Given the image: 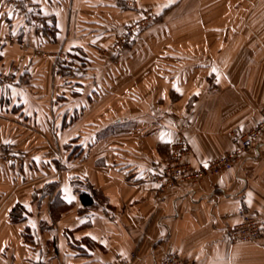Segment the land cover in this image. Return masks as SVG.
<instances>
[{
  "label": "crops",
  "instance_id": "0c3cea01",
  "mask_svg": "<svg viewBox=\"0 0 264 264\" xmlns=\"http://www.w3.org/2000/svg\"><path fill=\"white\" fill-rule=\"evenodd\" d=\"M29 1L55 30L21 31L0 0V37L27 41L0 43V71L18 67L0 79V144L22 157L0 158V264H110L132 251L130 264H159L171 250L188 264H264V157L160 199L151 178L178 139L199 167L261 118L264 0L179 1L121 53L115 35L173 0ZM239 205L260 216L258 240L230 237Z\"/></svg>",
  "mask_w": 264,
  "mask_h": 264
},
{
  "label": "built area",
  "instance_id": "2783aa9c",
  "mask_svg": "<svg viewBox=\"0 0 264 264\" xmlns=\"http://www.w3.org/2000/svg\"><path fill=\"white\" fill-rule=\"evenodd\" d=\"M8 15L19 16L23 18L21 31L25 32L31 28L35 33L51 36L55 28L46 15L39 11L36 3L29 0H6ZM156 14L150 9H144L138 19L128 23L125 28L116 34L112 49L118 50L129 43L135 35L145 29L153 22ZM16 37V38H15ZM17 42L21 48L27 46V41L22 36L17 38L13 33H7L0 37V43ZM41 54L45 52L41 51ZM59 57L66 58L63 52L58 53ZM17 64L12 63L9 71H0V79L11 80L12 73L17 71ZM78 70L76 63L71 62L68 71ZM232 146L230 149L219 154L209 162L193 167L186 156L190 152V146L184 138L178 139L170 144L169 152L164 158L154 162L151 178L158 184L157 196L161 198L163 192L173 188L181 183H196L207 176L217 174L223 170L230 169L237 165L243 155L253 153L255 156L264 157V105L261 108V118L245 131L236 129L231 132ZM0 158L21 163L22 157L9 144H0ZM239 217L238 221L230 224L229 235L235 242H250L258 240L262 235V221L260 216L252 211L246 210L242 205L237 206L235 210ZM135 252L132 251L129 257L120 258L110 264H130ZM159 264H188L177 251L171 250L162 254Z\"/></svg>",
  "mask_w": 264,
  "mask_h": 264
},
{
  "label": "rangeland",
  "instance_id": "374dc122",
  "mask_svg": "<svg viewBox=\"0 0 264 264\" xmlns=\"http://www.w3.org/2000/svg\"><path fill=\"white\" fill-rule=\"evenodd\" d=\"M184 2V3H188V0H173V1H170V3H168L166 6H165V8H162V10L160 11V10H155V9H153L152 7H151V9L150 10H152L153 12H155V14H156V17H155V19L153 20V22H151V24H153V23H155V22H160V21H163V20H166V19H172V17H173V13H174V10L178 7V2ZM132 5H134V2H132ZM147 9V8H146ZM144 10V9H143ZM142 12V11H141ZM140 15H141V13H140ZM140 17V16H139ZM138 17V18H139ZM137 18V19H138ZM133 22V21H132ZM131 23V22H130ZM128 24V23H127ZM126 24V25H127ZM150 24V25H151ZM125 25V26H126ZM149 25V26H150ZM125 26H124V28H125ZM149 26H147L146 28H148ZM145 28V29H146ZM145 29H143V30H145ZM142 30V31H143ZM121 31V30H120ZM119 31V32H120ZM142 31H140V32H138L136 35H135V37L129 42V43H127V44H125L124 46H123V48H121V49H118V50H114V49H112V47H111V50H112V52H116V53H121L128 45H130L133 41H134V39L136 38V36L138 35V34H140ZM116 36V35H115ZM96 195V194H95ZM135 252V251H134Z\"/></svg>",
  "mask_w": 264,
  "mask_h": 264
},
{
  "label": "trees",
  "instance_id": "16d2710c",
  "mask_svg": "<svg viewBox=\"0 0 264 264\" xmlns=\"http://www.w3.org/2000/svg\"><path fill=\"white\" fill-rule=\"evenodd\" d=\"M47 16V15H46ZM22 18V17H21ZM47 18L52 22L53 24V19L49 16H47ZM23 19V18H22ZM54 25V24H53ZM79 196H80V199L82 201V203L84 205H91L93 204L92 202H94V196H93V193L92 192H89V191H84V190H80L79 191ZM23 211V207L19 204H16L12 207L11 211H10V215H11V218L12 220H17L21 217V212Z\"/></svg>",
  "mask_w": 264,
  "mask_h": 264
}]
</instances>
